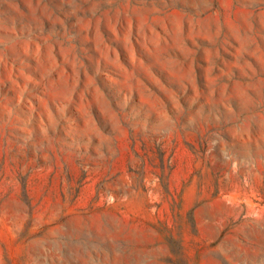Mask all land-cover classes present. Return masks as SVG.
Masks as SVG:
<instances>
[{"label":"rangeland","instance_id":"obj_1","mask_svg":"<svg viewBox=\"0 0 264 264\" xmlns=\"http://www.w3.org/2000/svg\"><path fill=\"white\" fill-rule=\"evenodd\" d=\"M138 263L264 264V0H0V264Z\"/></svg>","mask_w":264,"mask_h":264},{"label":"bare ground","instance_id":"obj_2","mask_svg":"<svg viewBox=\"0 0 264 264\" xmlns=\"http://www.w3.org/2000/svg\"><path fill=\"white\" fill-rule=\"evenodd\" d=\"M146 261V260H145ZM139 264V263H138Z\"/></svg>","mask_w":264,"mask_h":264}]
</instances>
